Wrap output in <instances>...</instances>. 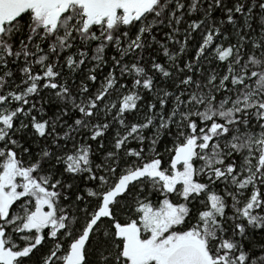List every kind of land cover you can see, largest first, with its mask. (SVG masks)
<instances>
[{"label": "snow or ice", "instance_id": "1", "mask_svg": "<svg viewBox=\"0 0 264 264\" xmlns=\"http://www.w3.org/2000/svg\"><path fill=\"white\" fill-rule=\"evenodd\" d=\"M0 264H264V0H0Z\"/></svg>", "mask_w": 264, "mask_h": 264}]
</instances>
